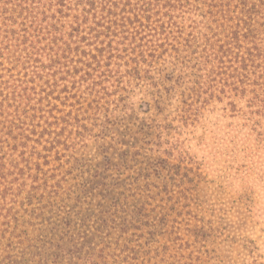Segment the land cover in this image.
<instances>
[{
  "label": "rangeland",
  "instance_id": "1",
  "mask_svg": "<svg viewBox=\"0 0 264 264\" xmlns=\"http://www.w3.org/2000/svg\"><path fill=\"white\" fill-rule=\"evenodd\" d=\"M35 1L0 0V264H264V0Z\"/></svg>",
  "mask_w": 264,
  "mask_h": 264
},
{
  "label": "trees",
  "instance_id": "2",
  "mask_svg": "<svg viewBox=\"0 0 264 264\" xmlns=\"http://www.w3.org/2000/svg\"><path fill=\"white\" fill-rule=\"evenodd\" d=\"M22 1L26 4L25 8H23V9L26 10L27 15L32 18L31 23L33 24L37 20L38 14H39L38 11L35 12V9L38 8V7H35V5H34V4H36V1L35 0H22ZM33 12H35V14H33ZM24 20L25 21H24L23 25H26L27 20L25 18H24ZM42 21L44 22L45 19H43ZM54 29H56V28H54ZM24 30H27V28H24ZM30 57H32V56H30ZM30 59H32V58H30Z\"/></svg>",
  "mask_w": 264,
  "mask_h": 264
}]
</instances>
